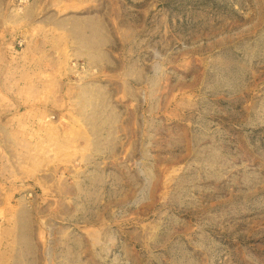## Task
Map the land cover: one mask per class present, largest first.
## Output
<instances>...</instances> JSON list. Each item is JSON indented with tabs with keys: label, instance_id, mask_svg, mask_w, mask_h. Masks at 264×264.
I'll return each instance as SVG.
<instances>
[{
	"label": "rangeland",
	"instance_id": "374dc122",
	"mask_svg": "<svg viewBox=\"0 0 264 264\" xmlns=\"http://www.w3.org/2000/svg\"><path fill=\"white\" fill-rule=\"evenodd\" d=\"M0 264H264V0H0Z\"/></svg>",
	"mask_w": 264,
	"mask_h": 264
}]
</instances>
